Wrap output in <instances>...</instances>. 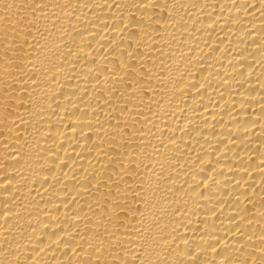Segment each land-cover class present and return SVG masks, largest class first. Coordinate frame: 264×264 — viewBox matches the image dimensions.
<instances>
[{"label":"bare ground","instance_id":"bare-ground-1","mask_svg":"<svg viewBox=\"0 0 264 264\" xmlns=\"http://www.w3.org/2000/svg\"><path fill=\"white\" fill-rule=\"evenodd\" d=\"M0 264H264V0H0Z\"/></svg>","mask_w":264,"mask_h":264}]
</instances>
